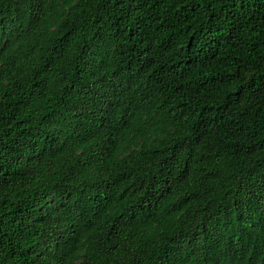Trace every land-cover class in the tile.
Masks as SVG:
<instances>
[{
	"label": "trees",
	"instance_id": "16d2710c",
	"mask_svg": "<svg viewBox=\"0 0 264 264\" xmlns=\"http://www.w3.org/2000/svg\"><path fill=\"white\" fill-rule=\"evenodd\" d=\"M0 264H264V0H0Z\"/></svg>",
	"mask_w": 264,
	"mask_h": 264
}]
</instances>
